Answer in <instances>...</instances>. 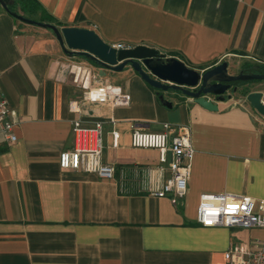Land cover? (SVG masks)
Listing matches in <instances>:
<instances>
[{
  "label": "crops",
  "instance_id": "0c3cea01",
  "mask_svg": "<svg viewBox=\"0 0 264 264\" xmlns=\"http://www.w3.org/2000/svg\"><path fill=\"white\" fill-rule=\"evenodd\" d=\"M36 1L58 28L93 30L111 46H147L199 72L222 62L231 75L264 66V0ZM70 64L90 69L89 91L74 82ZM263 81L239 85L210 111L151 88L129 67L68 57L50 30L0 6V99L17 121L14 143L0 134V264H229L231 245L251 248L264 230L203 227L196 212L201 194L264 199V116L245 100L260 93L264 104ZM103 88L128 95L129 105L99 100ZM98 122L101 159L114 177L61 169L74 124ZM164 124L188 126L194 150L177 203L149 194L166 176L158 151L131 146V125L160 133Z\"/></svg>",
  "mask_w": 264,
  "mask_h": 264
},
{
  "label": "built area",
  "instance_id": "2783aa9c",
  "mask_svg": "<svg viewBox=\"0 0 264 264\" xmlns=\"http://www.w3.org/2000/svg\"><path fill=\"white\" fill-rule=\"evenodd\" d=\"M116 50L124 49L122 44L113 46ZM73 80L81 88L89 91L90 69L81 64H70ZM85 92V99L90 92ZM103 98L113 106H128V95L110 93L109 88L100 89ZM108 97V98H106ZM71 110L75 106L71 104ZM17 121L7 102L0 99V134L8 143H14L16 136L13 128ZM74 145L69 150L60 152L58 164L63 170L95 174L103 180L114 177V167L104 164L102 154V125L98 122L92 128L74 124ZM131 146L134 148L155 149L159 153L160 170L166 174L159 188L149 194L159 198H169L173 203L184 198L187 181L190 176L194 150L190 140L188 126L163 125L160 133H148L136 125H131ZM113 144H117L119 134L112 132ZM196 222L203 227H225L264 230V199L255 200L246 195L201 194L196 212ZM229 264H264V239L257 240L251 248L244 244H233L224 255Z\"/></svg>",
  "mask_w": 264,
  "mask_h": 264
},
{
  "label": "water",
  "instance_id": "95a60500",
  "mask_svg": "<svg viewBox=\"0 0 264 264\" xmlns=\"http://www.w3.org/2000/svg\"><path fill=\"white\" fill-rule=\"evenodd\" d=\"M0 6L16 20L50 30L66 56L83 57L113 71H122L125 67H129L151 88L162 92L178 91L210 111L218 109L214 102H224L237 92L239 85L235 83L264 80V74L241 71L231 75L227 71L226 62L199 72L187 67L181 60L165 57L147 46L116 50L105 43L93 30L77 27L58 28L50 23L25 18L8 11L5 0H0ZM261 97L260 93H249L245 100L258 114L264 116ZM159 100L163 105L171 107V104L164 100L163 95H159Z\"/></svg>",
  "mask_w": 264,
  "mask_h": 264
},
{
  "label": "trees",
  "instance_id": "16d2710c",
  "mask_svg": "<svg viewBox=\"0 0 264 264\" xmlns=\"http://www.w3.org/2000/svg\"><path fill=\"white\" fill-rule=\"evenodd\" d=\"M7 3V9L10 12L20 14L23 17L28 19L43 22V23H56L54 19L48 15L40 4L36 0H5ZM38 18V20L36 19ZM59 25L58 23H56ZM244 73H256V74H264V66H247L242 69ZM245 83L238 82L235 85H243Z\"/></svg>",
  "mask_w": 264,
  "mask_h": 264
},
{
  "label": "rangeland",
  "instance_id": "374dc122",
  "mask_svg": "<svg viewBox=\"0 0 264 264\" xmlns=\"http://www.w3.org/2000/svg\"><path fill=\"white\" fill-rule=\"evenodd\" d=\"M264 82V81H263Z\"/></svg>",
  "mask_w": 264,
  "mask_h": 264
}]
</instances>
